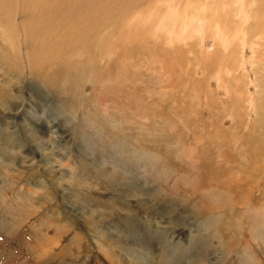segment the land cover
<instances>
[{
  "label": "rangeland",
  "instance_id": "1",
  "mask_svg": "<svg viewBox=\"0 0 264 264\" xmlns=\"http://www.w3.org/2000/svg\"><path fill=\"white\" fill-rule=\"evenodd\" d=\"M83 1L0 15V264H264V0Z\"/></svg>",
  "mask_w": 264,
  "mask_h": 264
},
{
  "label": "bare ground",
  "instance_id": "2",
  "mask_svg": "<svg viewBox=\"0 0 264 264\" xmlns=\"http://www.w3.org/2000/svg\"><path fill=\"white\" fill-rule=\"evenodd\" d=\"M25 1V0H24ZM51 1V3H55L57 0H50ZM70 1H73L74 2V5H75V7L76 8H80V9H83L84 8V6L86 5V9L84 10L83 9V14L84 15H82V16H79V17H77V21H80V23H85V22H88L89 21V24H91V20L89 19V18H91V17H93V19H92V23L93 22H95V23H99L100 21H98L99 20V18L98 17H101L102 16V14H101V11H100V9H101V6H99L96 2H93V3H88V4H85V2L83 1V0H65V3L66 4H70ZM22 2H23V0H22ZM6 3H7V0H0V15H5V16H7V15H9V12H10V10L8 9V6L6 5ZM28 3L30 4V2H29V0H28ZM124 3V2H123ZM10 4V3H9ZM28 4V5H29ZM31 4H33L34 6H37V5H35L34 3H31ZM30 4V6H32V7H34L33 5H31ZM22 5H24V4H22ZM178 7L179 6H177V5H175L174 7H173V10H174V12L176 13H178V11L180 10V9H178ZM12 8H13V6H12ZM58 15V14H57ZM67 15H71V12H68L67 13ZM65 17V16H64ZM106 17H107V19L106 20H103V24L104 23H106L107 21H109L110 20V18L112 17V14H106ZM247 18H246V21H249V18L251 17L250 15H247L246 16ZM70 18V17H69ZM98 18V19H97ZM245 21V22H246ZM72 23H74V22H72ZM253 24V23H252ZM82 25H84V24H81V26ZM85 26H86V24H85ZM160 26V24L158 25L157 24V28ZM162 26V25H161ZM254 26V25H253ZM45 27H47V25H40L39 27H37V34L39 33V32H42V28H45ZM249 27V26H248ZM49 29H50V27H48ZM71 28V27H70ZM69 28V29H70ZM91 28V27H90ZM252 28V27H251ZM48 29V30H49ZM68 29V30H69ZM247 29V28H246ZM1 28H0V32H1ZM35 30V31H36ZM66 30H67V28H66ZM71 30H72V28H71ZM82 30V29H81ZM190 30H191V27H190ZM65 31V30H64ZM186 33H187V30L185 31ZM251 32V31H250ZM35 33V34H36ZM77 35V34H76ZM86 35V34H85ZM100 35V34H99ZM247 35V34H246ZM104 37V35L102 34L101 36H100V39H102ZM97 38H98V36H97ZM99 39V38H98ZM83 40V39H82ZM84 41V40H83ZM251 42V41H250ZM247 44V43H246ZM44 45V44H43ZM51 47H53V45H51ZM52 49H54V48H52ZM63 50V49H62ZM249 51V50H248ZM56 54H58L56 51H54L51 55H56ZM253 65V64H252ZM250 68V67H249ZM38 70H40V69H38ZM41 71H43V70H41ZM46 72V71H45ZM50 72V71H49ZM254 73V72H253ZM51 76H52V74H50ZM251 211V210H250ZM254 223V222H253ZM252 223V224H253ZM247 225V224H246ZM264 246V245H263ZM247 255H248V253H247ZM250 256V255H249ZM242 257H243V255H242ZM248 257V256H247ZM246 259V257L243 259L244 261H246L245 260ZM247 262V261H246ZM251 262V261H250Z\"/></svg>",
  "mask_w": 264,
  "mask_h": 264
}]
</instances>
